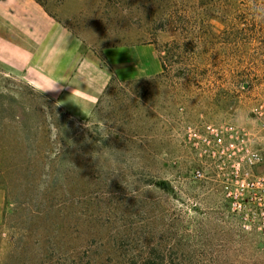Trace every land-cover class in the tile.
Here are the masks:
<instances>
[{
	"label": "rangeland",
	"instance_id": "374dc122",
	"mask_svg": "<svg viewBox=\"0 0 264 264\" xmlns=\"http://www.w3.org/2000/svg\"><path fill=\"white\" fill-rule=\"evenodd\" d=\"M33 1L53 77L0 44V264H264L189 139L259 134L264 0Z\"/></svg>",
	"mask_w": 264,
	"mask_h": 264
},
{
	"label": "built area",
	"instance_id": "2783aa9c",
	"mask_svg": "<svg viewBox=\"0 0 264 264\" xmlns=\"http://www.w3.org/2000/svg\"><path fill=\"white\" fill-rule=\"evenodd\" d=\"M249 118L258 135L234 124L206 125L189 139L212 167L229 212L264 245V97L250 109ZM191 174L196 180L204 177L202 168Z\"/></svg>",
	"mask_w": 264,
	"mask_h": 264
},
{
	"label": "crops",
	"instance_id": "0c3cea01",
	"mask_svg": "<svg viewBox=\"0 0 264 264\" xmlns=\"http://www.w3.org/2000/svg\"><path fill=\"white\" fill-rule=\"evenodd\" d=\"M21 10L25 15V34L21 33L20 29L7 19L9 16H16ZM38 20H41V23L44 24L47 21V16L33 0H0V44L4 45L6 50L17 49L19 52V55L14 57L8 51H4L3 55L7 63L5 65L20 66L25 69V73L34 71L45 77H53L51 73L47 72V67L45 68L39 61V54L41 53L42 45H45V38L40 42L41 39L36 34L39 30L36 23ZM47 26L48 31L54 30L69 40V34L60 26L55 25L53 22L50 23V21ZM51 39H53L54 43L56 42L57 45H60L59 39ZM61 57L62 55L59 52L57 56H53V62L61 59ZM14 67L13 69H15ZM76 67L77 63L75 62L72 67L63 69V74L70 75ZM62 68L60 67L58 70H62Z\"/></svg>",
	"mask_w": 264,
	"mask_h": 264
},
{
	"label": "trees",
	"instance_id": "16d2710c",
	"mask_svg": "<svg viewBox=\"0 0 264 264\" xmlns=\"http://www.w3.org/2000/svg\"><path fill=\"white\" fill-rule=\"evenodd\" d=\"M162 69H163V70L165 69L164 63H162Z\"/></svg>",
	"mask_w": 264,
	"mask_h": 264
},
{
	"label": "clouds",
	"instance_id": "9594fccd",
	"mask_svg": "<svg viewBox=\"0 0 264 264\" xmlns=\"http://www.w3.org/2000/svg\"><path fill=\"white\" fill-rule=\"evenodd\" d=\"M90 83H91V81H90Z\"/></svg>",
	"mask_w": 264,
	"mask_h": 264
}]
</instances>
